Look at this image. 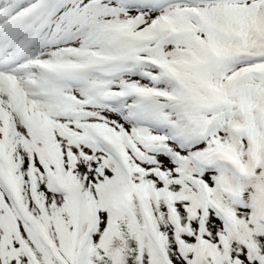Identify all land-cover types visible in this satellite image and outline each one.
Masks as SVG:
<instances>
[{"label": "snow or ice", "instance_id": "1", "mask_svg": "<svg viewBox=\"0 0 264 264\" xmlns=\"http://www.w3.org/2000/svg\"><path fill=\"white\" fill-rule=\"evenodd\" d=\"M0 264H264V0H0Z\"/></svg>", "mask_w": 264, "mask_h": 264}]
</instances>
